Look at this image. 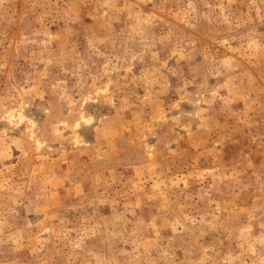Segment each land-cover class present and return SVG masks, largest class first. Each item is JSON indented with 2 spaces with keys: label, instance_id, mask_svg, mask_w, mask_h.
Wrapping results in <instances>:
<instances>
[{
  "label": "rangeland",
  "instance_id": "374dc122",
  "mask_svg": "<svg viewBox=\"0 0 264 264\" xmlns=\"http://www.w3.org/2000/svg\"><path fill=\"white\" fill-rule=\"evenodd\" d=\"M0 264H264V0H0Z\"/></svg>",
  "mask_w": 264,
  "mask_h": 264
}]
</instances>
